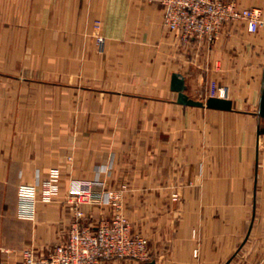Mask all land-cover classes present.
Here are the masks:
<instances>
[{"label":"crops","instance_id":"0c3cea01","mask_svg":"<svg viewBox=\"0 0 264 264\" xmlns=\"http://www.w3.org/2000/svg\"><path fill=\"white\" fill-rule=\"evenodd\" d=\"M174 74L202 105L178 102ZM211 83L229 109L206 104ZM263 90L264 27L183 43L158 0H0V264L64 240L77 180L119 194L147 242L149 260L103 264H264ZM19 182L39 183L38 220L17 215ZM79 208L85 225L114 210Z\"/></svg>","mask_w":264,"mask_h":264},{"label":"built area","instance_id":"2783aa9c","mask_svg":"<svg viewBox=\"0 0 264 264\" xmlns=\"http://www.w3.org/2000/svg\"><path fill=\"white\" fill-rule=\"evenodd\" d=\"M163 10V26L175 33L181 42L198 40L212 44L228 22H243L248 32L264 27V10L253 7L240 8L234 0H158ZM102 42V38L99 39ZM226 88L211 83L209 97H225ZM60 169H51L44 184L41 200L51 202L58 193ZM39 183L18 184L17 215L22 219L38 220L37 187ZM94 185V186H93ZM67 202L74 209V220L64 240L37 254L33 247L20 253V264H103L111 258L149 260L150 253L145 238L132 231L130 221L121 212L120 195L111 191L96 190L91 181H74L68 190ZM102 203L114 208L111 216L95 224H83L82 203ZM2 259L10 252L1 250ZM196 255V252L194 253Z\"/></svg>","mask_w":264,"mask_h":264},{"label":"water","instance_id":"95a60500","mask_svg":"<svg viewBox=\"0 0 264 264\" xmlns=\"http://www.w3.org/2000/svg\"><path fill=\"white\" fill-rule=\"evenodd\" d=\"M182 84H183V80L177 74H174L172 77V88L178 91V98H177L178 102L187 105H195V106L202 105L203 103L201 101L188 97L182 91ZM206 104L210 107L221 108V109H229L231 106L230 101L225 97H210L206 101ZM261 115L264 117V90L261 98Z\"/></svg>","mask_w":264,"mask_h":264},{"label":"rangeland","instance_id":"374dc122","mask_svg":"<svg viewBox=\"0 0 264 264\" xmlns=\"http://www.w3.org/2000/svg\"><path fill=\"white\" fill-rule=\"evenodd\" d=\"M100 38H102V42H103V37L102 36H97V43L99 44V45H101L102 44V42H99V39ZM94 186V185H93ZM95 188H96V190H102V191H104V189H103V185H100V184H95ZM113 212V211H112ZM127 218V217H126ZM74 220V216L72 215V218L71 217H69V224H71L72 223V221ZM69 230V229H68ZM65 236V235H64ZM143 236V235H142ZM242 251V247H240L238 250H237V254L238 253H240ZM196 252V254H197V250H195L194 251V253ZM236 254V253H235Z\"/></svg>","mask_w":264,"mask_h":264}]
</instances>
